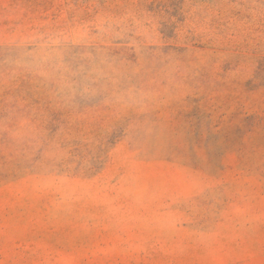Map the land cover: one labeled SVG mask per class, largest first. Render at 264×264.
<instances>
[{"label": "rangeland", "instance_id": "obj_1", "mask_svg": "<svg viewBox=\"0 0 264 264\" xmlns=\"http://www.w3.org/2000/svg\"><path fill=\"white\" fill-rule=\"evenodd\" d=\"M0 264H264V0H0Z\"/></svg>", "mask_w": 264, "mask_h": 264}]
</instances>
